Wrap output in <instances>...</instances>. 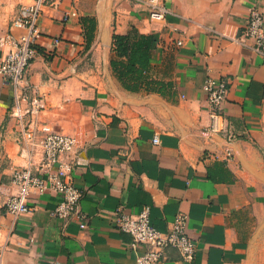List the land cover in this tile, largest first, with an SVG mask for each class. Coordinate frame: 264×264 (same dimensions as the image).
<instances>
[{
    "label": "crops",
    "instance_id": "obj_1",
    "mask_svg": "<svg viewBox=\"0 0 264 264\" xmlns=\"http://www.w3.org/2000/svg\"><path fill=\"white\" fill-rule=\"evenodd\" d=\"M33 2L0 0V37ZM164 2L169 12L161 21L135 0L45 7L27 81L44 99L39 122L81 141L72 178L84 217L55 216L60 197L52 192L32 193L30 214L6 210L18 190L14 171L30 167L41 175L43 151L26 145L12 115V85L0 79V264H137L145 248L131 247L114 212L145 207L161 231L186 215L200 264H264V55L230 38L253 6L264 12V0ZM133 28L154 41L145 76L127 88L112 67L124 60L113 35ZM6 51L0 46V58ZM208 77L229 82L220 122L231 141L207 131ZM158 264L189 263L171 247Z\"/></svg>",
    "mask_w": 264,
    "mask_h": 264
},
{
    "label": "built area",
    "instance_id": "obj_2",
    "mask_svg": "<svg viewBox=\"0 0 264 264\" xmlns=\"http://www.w3.org/2000/svg\"><path fill=\"white\" fill-rule=\"evenodd\" d=\"M61 1L34 0L31 5H22L8 31L0 37V46L7 47L5 55L0 58V79L12 85L15 99L12 115L19 122L26 145L31 149L39 145L43 151L42 176L36 175L30 167L17 169L13 173V182L18 190L7 199L5 208L15 216L35 211L36 206L30 203L32 193L43 195L52 192L60 197L54 209L55 216L62 219L73 215L84 217L79 208L82 193L72 178L75 167L73 154L82 145L81 141L39 122L38 116L45 108L44 99L34 93L27 81L28 68L35 56L34 45L43 37L39 18L47 5H56ZM135 1L148 9L152 20H164L169 12L164 0ZM14 29H24V33L17 37ZM230 38L264 55V12L258 6H253L240 33L230 35ZM54 42L58 44L60 39L55 38ZM229 89V82L222 79L208 77L203 84L211 116L207 131L222 134L227 141L234 139V136L226 125H221L220 118L221 105ZM154 142L158 143L159 139L155 137ZM114 215L120 230L132 237L131 247L134 250L140 246L145 248L143 252L137 253V264H158L165 258L166 249L171 247L176 248L187 263L200 264L196 259V243L186 233V215L178 213L166 231L152 224L149 207L138 213H126L119 209ZM85 226L81 224V227ZM3 253L4 249H0V258Z\"/></svg>",
    "mask_w": 264,
    "mask_h": 264
},
{
    "label": "trees",
    "instance_id": "obj_3",
    "mask_svg": "<svg viewBox=\"0 0 264 264\" xmlns=\"http://www.w3.org/2000/svg\"><path fill=\"white\" fill-rule=\"evenodd\" d=\"M94 26V22L91 21L88 39L93 36L91 31ZM113 40L116 55L124 58L120 61L112 60L114 73L127 88H132L131 84L138 85L150 66L154 37L133 28L126 34L115 33Z\"/></svg>",
    "mask_w": 264,
    "mask_h": 264
}]
</instances>
